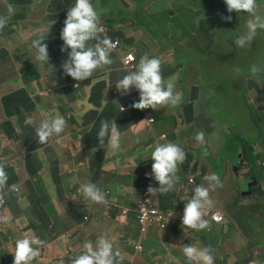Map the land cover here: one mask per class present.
Segmentation results:
<instances>
[{"label":"crops","instance_id":"0c3cea01","mask_svg":"<svg viewBox=\"0 0 264 264\" xmlns=\"http://www.w3.org/2000/svg\"><path fill=\"white\" fill-rule=\"evenodd\" d=\"M42 1L0 0V17H7L6 27L0 31V166H4L8 178L18 177L19 185H15L18 187L17 192L20 193V195L12 193L10 187L3 189L5 205L0 206V217H6L7 222L0 220V226L12 220V212L10 208H7L6 203L10 195L8 190L12 194H17L18 197L15 201L18 213L10 228L18 230L22 226L19 234L22 238L25 236V229L30 228L28 224L34 225L36 222L41 225L42 230L38 237L46 242V246L40 248L42 258H37L33 264H71L72 257L82 254L86 241H92L95 244L101 235L113 242L114 251L117 249L121 251L124 256L122 264H146V261L139 256L145 251V245L150 255L161 264H188L183 247L189 244L200 249L201 239L205 240V244L207 242L202 235V230L182 226L185 204L191 197L182 196L181 190L191 176L196 179V186L201 184L207 186L203 177L210 173L218 174L213 169V161L224 146L230 148L229 128L220 120L219 112L229 111V108L234 109L237 105L235 98L240 86L236 81L230 82L227 88L230 91L231 100L221 106L217 105L214 111L204 108L202 122L193 128V133L203 131L205 137H209L204 147L207 148L209 155L212 153L216 155L215 158L209 157L212 167L210 170L200 161L201 156H205L203 155L204 147H201L198 153H192L186 141L180 136V132L190 133L191 131L181 129L173 131L170 138L166 135L159 138L160 132L156 126L158 120H170L176 125L175 110L178 108H181L185 117V124L192 126L199 121L196 102L201 99L205 101L209 95L204 89V84L198 81L193 72L190 78H187L184 87L179 86L185 72L191 67H184V72H180L175 65L177 63L182 66L180 62L175 61L170 64L166 57L161 60L164 80L176 77L175 91L183 94L182 101L187 97L185 91L193 95L191 100L184 105L181 103L178 106L169 105L159 110L151 109L148 112L146 109L138 110L131 107L139 100L138 90L133 88L131 94H121L116 89L117 82L127 74V71L132 70L123 63L128 52L120 51L118 45L110 53L112 64L97 69L93 77L88 80L71 84L74 79L67 76L62 68V64L68 59L67 52L61 51L63 41L60 33L62 30L57 34L49 31L46 24L41 22V14L46 13L47 17L53 15V10L48 11V8L51 3H54V11L59 15L63 22L62 27H64L67 11L74 5L75 0H51L49 5H42ZM137 1L130 14L117 10L113 15L111 4L105 2L103 9L98 11L96 0H92L100 16V27L103 32L100 33L99 40H91L88 42L89 45L93 46L100 42L101 37L119 40L116 36L121 33L115 32V25L128 16L134 26L145 28L153 33L156 39H162L164 43L171 42L173 37L167 34L165 29H175L182 18L178 12L182 10L169 9L168 12L175 16L173 21H160L144 10L140 0ZM8 5H12L14 9L11 15L8 12ZM209 8L212 9V7ZM199 10L205 13L203 9L199 8ZM47 17L43 20H50L51 26L58 20V18L48 19ZM205 17L209 18L210 15L206 14ZM259 30L261 29L257 31ZM38 38L43 39L48 45L50 56L48 64L35 59L36 52L31 48V43ZM8 39L13 40L11 49L7 46L6 40ZM210 41L212 38L209 35L202 37L194 35L185 39L184 47L188 52L199 55L202 48L204 51L207 50ZM60 45L61 48L58 49ZM124 45L130 47L127 42H124ZM164 48H166L165 45L162 49ZM145 54L150 58L163 55L158 52L149 53L145 50L136 52V66ZM16 57L18 58L17 63L15 62ZM178 73H180V78H178ZM75 83L79 86L80 83H84L82 90L76 91ZM70 86L71 93L66 92L65 89ZM247 89L255 93V106L261 108L264 102V85L258 87L257 84L254 85L251 82L247 85ZM60 91L65 94V97L56 95ZM202 105L200 108H203ZM57 113L67 121L64 132L59 136L51 137L46 145L40 144L38 137L35 136L36 127L43 119L55 116ZM28 117H31L30 123H26ZM149 117H153L156 122L148 125ZM105 120L109 123L116 120L121 132L119 149L111 148L107 138L104 147L99 145L97 133L101 122ZM142 120L145 121L140 123ZM244 124L243 117L236 129L237 134H241ZM218 127L220 130L213 135ZM217 135L219 141H212L211 138ZM220 135L222 145L215 152L220 143ZM167 142L179 145L186 152L187 159L179 166L177 173L179 179L175 189L167 194H157V205L167 217L166 222L156 230L150 231L149 235L144 238L146 244L143 245L140 242L142 249L139 250L134 243L128 244L127 239H138L133 232L135 222L138 224L135 205L141 189L145 186L142 172L151 170L152 163H154L151 160V153L155 145ZM237 151L236 163L231 164L229 161L224 163L227 174L232 179L234 176H246L242 173L245 169L247 170V166H251L244 160L241 146ZM73 162H76L79 167L75 180H78L77 192L81 196L72 203L65 192L66 181H63L61 177L63 171ZM192 163H196L194 168ZM194 169L195 172H193ZM252 169L251 167V171ZM221 181L223 187L210 192L213 203L204 210L203 215V219L208 223L212 222L216 225V230L223 237L219 248L211 247V254L215 257L216 264H251L252 262L264 264L261 254V250L264 251V233L258 243H252L248 239L240 240L239 234L243 232L238 225L231 228L226 220L228 210L224 202L230 201L234 192L231 193L232 195L227 193L226 183L222 178ZM257 181L258 185L243 193V197L250 196L244 195L250 191L253 192L260 185L258 179ZM85 183H93L100 188L108 203L95 204L86 201L80 191V186ZM250 183H252L251 180ZM166 199L174 200V205L167 207ZM239 202L242 206H246V210L245 213L238 215V219L244 220L249 214H254L264 228V210L260 208L258 200L248 199ZM85 204L91 207V214L81 219ZM124 210L127 212L124 213ZM212 212L222 213L223 221L212 220L210 217ZM30 214H33L31 218H34V221L26 218ZM173 214L177 217L175 222L168 223V218ZM107 216L112 218V221H107ZM2 230H4L3 227ZM14 247L15 245H12L10 249L0 253V264H13L14 254L11 252ZM220 251L223 252L222 257L219 255Z\"/></svg>","mask_w":264,"mask_h":264},{"label":"rangeland","instance_id":"374dc122","mask_svg":"<svg viewBox=\"0 0 264 264\" xmlns=\"http://www.w3.org/2000/svg\"><path fill=\"white\" fill-rule=\"evenodd\" d=\"M51 0H43L42 5H49ZM105 2L109 3L113 7V15L116 14V11L123 10L124 12L130 14L136 4L137 0H96V9L99 11L103 9L105 6ZM144 10H146L151 16H154L157 20L160 21H173L175 18L174 15H171L168 12L169 9L177 10L180 9L182 12H178L182 18L178 21V24L175 26L174 30L165 29V32L173 37L171 42H165L164 45L166 48L162 49V44L158 42V40L154 37L153 33L146 30L143 27H136L132 24V20L128 17L123 18L121 22H118L115 25V32H120L118 34V38L120 41V51L125 52H141L143 50L149 53H160L162 56L158 57L160 60L166 57L167 61L170 64H173L175 61L180 62L181 65L175 63V65L179 68L180 72H184V67L191 69L185 72L183 81H181L180 87H184L187 78H190L191 74L195 72L196 78L198 81L203 83L207 90L211 92L208 95L207 107L214 111V108L218 105L221 106L228 101V93L227 90L228 84L230 82L236 81L240 86L239 92L236 95L235 101L237 105L234 109L229 108L228 110H224L219 112L221 115L220 120L223 121L224 124H227L230 133V148L223 147L221 151L218 153L217 157L215 154L209 156H201L200 161L204 163L210 170H212L211 163L209 162V157L216 159L213 161V164L219 168L217 172L219 176L223 179V182L226 183V192L231 194L234 192L233 197L230 201L226 200L225 206L226 210H228V217L226 220L230 223L231 228H235V225H238L239 229L243 232L240 233V240L244 241L248 239L252 243H258L260 237L263 238L264 228L254 214H249L244 220H239L238 215L245 213L246 206H242L239 201L248 200V199H256L260 203V208L264 210V177L260 180V185L254 189L252 195L247 198L243 197V193L249 190L250 178L254 177L251 171V166H247V170L243 171V175L246 176H234L233 179L227 174L225 168V161H229L231 164L237 162L238 158V147L242 146L240 141V136L245 138L248 143V147L250 150H253L257 155L261 156V158L256 163V169H254L255 174L263 173L264 174V127L259 136L254 134V125L251 121V127H248L247 122H245L246 118V110L245 104L246 101L247 106L254 111L255 110V98L256 95L253 91L247 89V85L251 82L259 87L260 85H264V56H260L261 53L264 52V33H262L260 39L254 45L252 49H248V47L237 49L234 38L245 35L248 31L247 23L249 20H254V17L247 13H228L226 4L224 0H140L139 1ZM258 8L256 11V15L260 16L264 19V0H257ZM211 6L210 9L208 6ZM203 9L205 13H202L199 8ZM54 12L53 15L47 17L46 13H42L41 22L46 24V27L49 31L57 34L58 31L63 29V22L60 20L59 15L55 13V5L51 3L48 8V11ZM209 14L210 17L206 18L205 15ZM232 16L231 21H226L222 19L223 16ZM47 17L48 19H57L52 26L50 20H43V18ZM53 29V30H52ZM202 37L204 35H209L212 38L210 44L206 51L202 48L199 55H195L194 53L188 52L184 47L185 39L191 36ZM258 36V35H257ZM254 40L256 39V37ZM59 38V36H56ZM103 39V37H101ZM113 40V39H112ZM8 43V48L13 47V40H6ZM124 42H127L130 47H125ZM61 48V45L58 46V49ZM239 55V57H238ZM238 57V60H237ZM15 62H18V58H15ZM253 62L254 65L258 66L261 71L258 73H251L250 75H245L243 69L246 64ZM162 66V64H161ZM239 68L240 72L237 73L236 69ZM248 71V69H246ZM174 81L176 80V77ZM178 78H180V73H178ZM77 81H72V83ZM84 83H80V86L76 88V91L82 90ZM70 88H66V92L71 93ZM187 97L181 102L182 105L188 103L191 100L192 93L189 91H185ZM58 97H65L63 92H58L56 94ZM212 96V97H210ZM253 102V103H252ZM201 104H205V101L201 99L196 102V108L199 111V121L194 125L185 124V117L181 112V108L175 110L177 116V123L174 125L170 120L160 121L158 120L156 126L157 130L160 132L159 138L161 136L166 135L169 138L173 134V131H179L181 129H186L191 131L190 133L180 132V136L187 143L190 151L199 152L201 146L198 145L195 140V133H193V128L202 122V110L200 108ZM116 106V105H115ZM181 106V105H180ZM261 107L264 109V102H262ZM222 113V114H221ZM231 113V114H230ZM244 117V126L243 130L239 136L238 131L236 130L239 127L240 121ZM239 120V121H236ZM156 120L152 123H155ZM264 122V116L259 115V120L257 119V124L260 127ZM151 123V124H152ZM216 129L213 135H216L219 131ZM211 137V136H210ZM209 137L206 138V143ZM212 141L218 142L219 137L214 136L211 138ZM222 145V137L220 135V143L216 147V151L220 149ZM206 146V145H205ZM232 153V154H231ZM234 155V156H233ZM193 168L196 163H192ZM200 167V163H199ZM83 168V167H81ZM250 170V171H249ZM79 167L76 162H73L72 165L66 168L63 173L61 179L66 181V189L65 192L68 196V199L71 202H75L80 199L81 194L77 192L78 180L75 178L78 176ZM249 178V179H247ZM196 182V179H194ZM187 182V180L185 181ZM13 184L19 185L18 177H9L7 181V186L5 189H8ZM9 194V198L6 200L8 207L12 212V220L10 223L0 226V253H2L6 249H10L14 240L19 236L20 229L13 230L10 228V225L14 223V218L18 213V206L16 204L17 195L12 196V193H18L7 190ZM232 195V194H231ZM239 198V199H238ZM182 199V197H181ZM238 199V200H237ZM26 200V199H24ZM25 204V203H24ZM165 205L167 207H171L174 205V200L166 199ZM91 207L88 204L84 205V213L81 216V219L84 216H90ZM33 214L30 216H26V218L31 221H34V218H31ZM176 215L173 214L168 218V223L170 221L175 222ZM107 221H112V218L106 217ZM70 224V222H69ZM30 230L25 231L24 235L29 237L35 236L38 237V234L41 232L40 223H36L34 225L28 224ZM4 228V231L2 230ZM133 234L140 237L139 226L135 222L134 224V232ZM202 235L206 239L207 244H205V240L201 239L200 249L203 247H215L219 248L223 237L216 230V225L212 222H209V228L202 230ZM141 243L143 245L146 244L144 239H142ZM114 245V244H113ZM42 248V247H41ZM115 248V245H114ZM262 258L264 259V251L261 250ZM220 257H222L223 252H219ZM139 256L146 261V264H161L155 260L154 257L150 255V252L146 248L143 253H140ZM38 258H42L39 256ZM133 264V263H130ZM216 264V260H215Z\"/></svg>","mask_w":264,"mask_h":264},{"label":"clouds","instance_id":"9594fccd","mask_svg":"<svg viewBox=\"0 0 264 264\" xmlns=\"http://www.w3.org/2000/svg\"><path fill=\"white\" fill-rule=\"evenodd\" d=\"M228 13H247L254 17L247 23V33L234 38L237 49L250 47L257 34V30H264V19L256 15L258 8L257 0H224ZM12 5H8L9 15L13 13ZM222 19L231 21L232 16H223ZM7 25V17H0V31ZM103 29L100 27V16L92 4V0H75L73 6L67 11V17L64 21V27L60 33L63 41L62 52H67L68 59L62 64L64 73L72 77L75 81H85L93 77L94 72L106 65L112 64L110 59L111 51L116 47L112 40L104 37L100 42L93 46L89 45L91 40H99ZM31 48L35 49V59L41 63L48 64L50 60L48 45L43 39L38 38L32 41ZM70 50V51H69ZM129 58H125L123 63L128 65ZM136 68V69H135ZM135 70L127 71L117 82L116 89L121 94H131L133 88L138 90L140 96L137 102L131 107L138 110L150 108L159 110L165 106H178L183 94L175 91L174 78L164 80L161 71V60L155 57H149L147 54L139 59ZM261 69L253 65L252 73H258ZM239 73L240 69L237 68ZM79 84H76L77 88ZM125 109L122 107V111ZM147 110V112L149 111ZM142 120L140 123H143ZM31 122V117L26 119V123ZM67 121L57 113L55 116L43 119L35 129V136L38 142L46 145L50 138L59 136L64 132ZM99 145L104 147L105 139L113 149H119L121 146V132L119 131L116 120H105L101 122L97 133ZM198 145L204 147L206 144L205 133L198 132L195 135ZM203 155H209L207 148L204 147ZM187 159L186 152L177 144L172 142L157 143L151 153V160L154 161L151 170H148L157 183L156 186H149L147 192L151 196L157 194H167L175 189L178 181L179 166ZM143 173V172H142ZM207 186L198 185L182 192V196L191 197L185 204L182 226L195 230H204L209 228L207 220L203 219L204 210L213 203L210 192L223 187L221 178L216 173H210L203 177ZM8 174L4 166H0V206L5 205L3 189L7 186ZM186 184H184L185 186ZM196 185V184H195ZM194 185V186H195ZM11 191H18L17 185L10 186ZM80 191L86 201L95 204H107L105 194L93 183H85L80 186ZM0 220L7 222L6 217H0ZM30 230V228L25 229ZM4 231V230H3ZM46 246V242L40 237L23 236L15 242L13 264H33L40 255V248ZM50 247V245H47ZM83 252L71 258V264H122L124 256L118 249L114 251L113 242L101 235L97 238L95 244L92 241H86L83 245ZM210 247L201 249L192 245H185L183 253L187 258L188 264H215V257L211 254Z\"/></svg>","mask_w":264,"mask_h":264},{"label":"built area","instance_id":"2783aa9c","mask_svg":"<svg viewBox=\"0 0 264 264\" xmlns=\"http://www.w3.org/2000/svg\"><path fill=\"white\" fill-rule=\"evenodd\" d=\"M113 43L115 45H117L118 39H114ZM129 57H131V59L129 60V63L127 66H129L130 69H134L135 68L136 55L134 52H128L125 55V58H129ZM75 85H76V83H75ZM149 109L150 108H148L146 110H149ZM153 121H154V118L149 117L147 120V124L151 125V123ZM263 165H264V163H263ZM142 177L145 180V186L141 189V192L139 194V199L135 205V214H136L137 222L139 224L140 237L137 240H134L132 238L127 239L128 244L134 243L135 246L139 250L142 249V247L140 246V242L142 241V239L146 238L149 235L151 230H156L158 227L163 226L167 220V217L158 208L157 195L153 197V196L149 195L147 192V188L150 185L153 187H156L157 183L155 182L154 178L151 176L149 171H143ZM194 179H195L194 176H191L189 178L186 185L182 187V192H184L187 189H190L192 186H194L196 184ZM15 192H17V191H15ZM126 212H127V210H124V213H126ZM210 217L212 220H214L216 222H222L224 219V215L220 212H212L210 214ZM251 264H257V263L252 262Z\"/></svg>","mask_w":264,"mask_h":264},{"label":"trees","instance_id":"16d2710c","mask_svg":"<svg viewBox=\"0 0 264 264\" xmlns=\"http://www.w3.org/2000/svg\"><path fill=\"white\" fill-rule=\"evenodd\" d=\"M208 7H211L210 5L208 6ZM262 33H264V30L262 31V32H259V33H257L256 34V39L252 42V44H251V46L249 47L250 49H252L253 47H254V45L257 43V41L260 39V37H261V35H262ZM158 40V42L159 43H161L162 44V47L164 46V41L162 40V39H157ZM118 47H120L121 48V45H120V41L118 40ZM260 56H264V52L263 53H261V55ZM254 65V63L253 62H251V63H249V64H246V66H245V68H244V74L245 75H250L252 72H251V67ZM246 69H248V71L246 70ZM204 89H205V91H206V93L207 94H211V92H209L208 90H207V88L205 87V85H204ZM227 90H228V88H227ZM229 91V90H228ZM231 94H230V91H229V93H228V101L226 102V103H228L230 100H231V96H230ZM210 97H212V96H210ZM207 100H208V98L205 100V104H203L202 105V107H204V108H208L207 107ZM253 103V102H252ZM244 104H245V110H246V118H245V122H247V124H248V127L250 128L251 127V121H252V123H253V125H254V134H256L257 136H259L260 134H261V132H262V129H263V127H264V122L261 124V126L259 127L258 126V124H257V119L259 120V115L261 114L262 116H264V109L261 107V108H256L255 107V110L254 111H252L248 106H247V103H246V101L244 102ZM239 136H240V134H239ZM240 141H241V144H242V146H241V148H242V153H243V157H244V160L249 164V165H251V167L253 168V170L254 169H256V163H257V161H258V158H260L261 156H255L254 155V151L253 150H250L249 149V145H248V143L249 142H247L246 140H245V138H243V137H241L240 136ZM263 156V155H262ZM209 161H211L210 159H209ZM213 169L216 171V172H218L219 171V168L216 166V165H213ZM256 175V174H255ZM257 177H258V180H259V183H260V180L264 177V174L263 173H259V174H257L256 175ZM195 187H196V185L195 186H192V188H194L195 189ZM11 195V194H10ZM9 195V196H10ZM15 195H17V194H12V196H15ZM7 208L9 209V207H8V205H7ZM19 238H21V236L19 235L15 240H14V242H13V244L12 245H15V242H16V240L17 239H19ZM41 239V238H40Z\"/></svg>","mask_w":264,"mask_h":264},{"label":"water","instance_id":"95a60500","mask_svg":"<svg viewBox=\"0 0 264 264\" xmlns=\"http://www.w3.org/2000/svg\"><path fill=\"white\" fill-rule=\"evenodd\" d=\"M193 172H195V169L193 170ZM258 179V177L257 176H255V177H251V181H252V183H250L249 184V189H251L253 186H256V185H258V181H257V179ZM252 194V191H250V192H248L247 194H245L244 196H246V195H251Z\"/></svg>","mask_w":264,"mask_h":264},{"label":"flooded vegetation","instance_id":"af4514ba","mask_svg":"<svg viewBox=\"0 0 264 264\" xmlns=\"http://www.w3.org/2000/svg\"><path fill=\"white\" fill-rule=\"evenodd\" d=\"M263 30H259V31H257V33H259V32H262ZM248 49H250L249 47H248ZM254 155L257 157V154H255L254 153ZM260 158H258V160H259ZM263 168H264V165H263ZM252 174L253 175H255V172L253 171V169H252Z\"/></svg>","mask_w":264,"mask_h":264}]
</instances>
